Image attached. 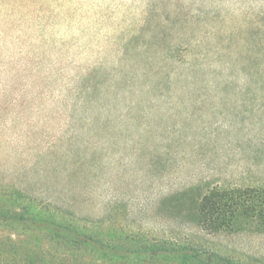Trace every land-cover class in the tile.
Segmentation results:
<instances>
[{
	"label": "rangeland",
	"instance_id": "1",
	"mask_svg": "<svg viewBox=\"0 0 264 264\" xmlns=\"http://www.w3.org/2000/svg\"><path fill=\"white\" fill-rule=\"evenodd\" d=\"M214 184L264 186V0H0V264H264L190 222Z\"/></svg>",
	"mask_w": 264,
	"mask_h": 264
},
{
	"label": "trees",
	"instance_id": "2",
	"mask_svg": "<svg viewBox=\"0 0 264 264\" xmlns=\"http://www.w3.org/2000/svg\"><path fill=\"white\" fill-rule=\"evenodd\" d=\"M198 194L192 199L191 223L199 233L206 236L236 235L247 232L264 235V186L249 185H219L212 186L197 185ZM25 197L18 195L14 202L16 207L26 210L32 208L35 216L44 218V222L55 219L57 214L46 206L29 204ZM172 235H163L162 242L148 243L149 237H141L146 240L144 253L148 254L147 260H136V264H172L170 262L180 260L181 262L200 261V251L183 247H176L170 242ZM185 236V235H184ZM193 238L190 233L185 236ZM182 238V237H180ZM152 239V238H151ZM201 250V249H199ZM170 257V258H169Z\"/></svg>",
	"mask_w": 264,
	"mask_h": 264
}]
</instances>
